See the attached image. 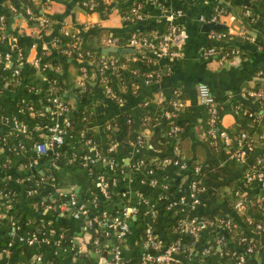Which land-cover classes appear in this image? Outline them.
Segmentation results:
<instances>
[{
  "label": "crops",
  "instance_id": "crops-1",
  "mask_svg": "<svg viewBox=\"0 0 264 264\" xmlns=\"http://www.w3.org/2000/svg\"><path fill=\"white\" fill-rule=\"evenodd\" d=\"M50 1L33 0L36 6L34 10L39 14H35L29 7L33 14L30 17L33 20L36 21L34 16L47 14L51 19L47 30L40 29L41 24L37 22V26L31 29V35L23 36L27 45L25 48L27 52L24 55L26 63H30L35 56L41 55L44 48H48L50 54L59 56L60 52L51 46V41L62 33L65 26L79 31L80 44L101 53V56H109L113 48L119 49L116 40L112 44L107 43L108 37L116 32L134 30L141 34L146 29L152 28V32L159 34L168 22L160 4L181 11L174 21L178 31L172 41L178 53L169 57L171 69L168 76L154 82L139 78L140 80L131 86V92H127L123 85L120 87L118 85L121 101L112 98L106 92L107 83L97 73L94 61L69 57L64 64H56L52 67L51 62L48 61L49 67L59 76L58 79L63 84L62 95L71 107L72 116L79 112L83 105L79 100L77 86L83 87L81 82L86 77L93 88L89 97L91 103L89 116L94 117L88 119L80 130L87 132L92 129L94 135H100L104 142L106 134L103 131L106 127L103 126V121L107 122L110 117H120L126 110L134 119V126L126 139L114 140L115 157L118 162L115 168H106L98 162H92L90 157L93 155V149L85 144L78 131L72 138L66 139L61 146L59 156L52 157L51 162L44 155L45 160L43 156L36 160L35 143L40 139V142L43 141L41 136L38 137L40 139L36 138L40 132L32 131L28 134L21 130H11L10 119L12 116H17L26 121L28 116L32 117V113L25 108V103L29 102L26 97L42 105L44 103L42 93L32 85L33 82L30 83L28 96H21L19 89L10 90L8 87L11 79L5 78L0 82V264H22L30 261L36 254L41 255L42 262L50 264H88L95 263L99 255L108 256L111 246L116 245L118 240L114 236L104 237L99 233L101 252L96 251L92 239L97 235L94 229L98 224L92 223L90 226L87 222V217L97 212L95 205L100 197L106 206L100 213L106 211L109 215L123 214L130 226L127 237L121 243V254L123 259L131 264L142 255L144 228L150 224L151 211L156 210L160 200L164 198L165 201L167 200V207L171 205L170 209L175 210L178 221L193 216L200 219L207 218L204 214H211L214 207L224 204V200L220 204L213 200V187L211 191L197 193L199 202L195 204L189 199L178 201L179 195H184L186 198L189 196L193 187L192 180L195 177L190 175L186 166L183 168L174 161L173 148L168 154V159L157 171L158 180L155 184L146 182L148 175L144 169L134 165L147 148L139 149L134 142V137L144 128L137 112L144 111L145 102L159 104L168 100L172 94H177L181 100L180 107L188 109L187 114L184 115L189 123L185 133L191 141L192 155L197 158V146L202 143L203 136L206 135L200 125L202 104L197 94L198 84L204 82L209 86L220 109L221 129L228 132L229 127L242 123L237 103L248 101V94L251 95L250 91H255L253 87L259 78L257 70L264 66V41H260L258 36V31L261 29L260 21L257 19L247 23L240 17L242 4L245 5L248 0H144L141 2L144 16L131 22H126L123 18L122 5L133 0H52L51 6ZM87 2L88 4H85ZM90 2L93 4L91 5ZM223 2L229 10L226 9L220 14L216 21L200 20L202 15L207 17L213 14L215 6ZM10 3L11 0H2L0 7L4 8ZM209 22L220 23L221 27L228 30L227 41L237 47V53L223 61L205 54L208 46L217 43L211 35L214 29L207 26ZM12 24V26L22 25V20H15ZM12 36L8 35L3 41V36L0 34V77H5L7 73L13 72L15 67L21 66L17 54L10 49L14 42ZM119 53L126 54L127 51H119ZM163 61L165 59H158L150 68L157 67ZM34 71V75L38 76L36 80L40 79L48 83L45 74L37 69ZM87 72L90 74L87 75ZM111 75V81L116 86L117 80L112 73ZM254 100L252 99L251 103ZM260 113L261 118L264 119V107ZM46 117L52 122L48 115ZM120 125L121 122L118 123L117 129H120ZM149 133L150 130L145 135ZM252 138L255 143H261L255 135ZM204 150H202V160L206 154ZM261 152H264V146L258 145L254 154ZM207 156H210L208 152ZM185 161L188 162L187 159ZM220 162L224 163L222 160ZM246 162L247 159L242 164L245 165ZM92 167L97 171L92 173ZM100 167L104 170H100ZM99 172L105 174L109 181V197L105 198L100 194L96 183V174ZM237 174L239 171H232L228 178H234ZM170 181H176L179 185L174 195L169 193L168 187L164 189V185H168ZM31 187L37 188L36 193L28 192ZM253 189L258 191L261 199L264 200V186ZM123 192L125 195H122ZM229 192L230 188L225 186L217 191V194L221 197ZM72 195L78 202L84 203L89 212L75 217V206L70 203ZM92 196L97 197L96 203L90 200ZM173 201L177 203L173 205ZM13 208L16 211H12ZM228 212L243 213L230 208ZM257 215L263 223L262 229L251 227L248 230L250 235L258 240L255 257L259 264H264V212ZM217 219L215 215L206 219L208 222L206 227L201 229L197 242L193 244L190 240L186 241V236H166L162 224L156 227L159 236L156 235L160 237L163 245L178 238L185 251L183 253L185 264H221L218 260H209L200 247L210 241L209 235L217 234L222 230ZM13 230L14 234L11 235ZM29 237H33L32 243L26 241ZM7 240H12V244L8 245ZM112 240H115V243Z\"/></svg>",
  "mask_w": 264,
  "mask_h": 264
},
{
  "label": "trees",
  "instance_id": "trees-1",
  "mask_svg": "<svg viewBox=\"0 0 264 264\" xmlns=\"http://www.w3.org/2000/svg\"><path fill=\"white\" fill-rule=\"evenodd\" d=\"M2 0H0L1 2ZM114 1V0H113ZM119 1V0H117ZM123 1V0H122ZM144 0H133V1H127L122 5V9L124 10V14H131V8L137 3L143 2ZM104 2V1H103ZM112 2V1H111ZM11 3L15 5L17 8V11L12 12L8 6H5L4 8L0 7V15H4V22L2 25V22L0 21V34H2L4 37L2 38L3 41L7 39L8 35H14L17 38V44L21 49V52L24 55H26V40L23 36L25 35H31V29L35 28L37 26V21L33 20L29 14H27L24 10L26 6H29L35 14L34 9H36V6L33 2V0H11ZM50 6L52 4V0L49 2ZM242 4V8L239 11L240 17L243 19L244 22L251 23V19L249 16L244 14V11L246 8H249L251 10V15L258 19L260 21V28L262 27V23L264 21V0H248L247 3ZM216 10H222L223 13L226 9L229 10V7L224 6L223 3H218L215 6ZM21 10V11H20ZM19 12V13H18ZM221 13V14H222ZM220 16V15H219ZM46 17H48L49 21L51 19L50 15L47 14ZM21 19L22 25L19 26H12L13 22L15 20ZM132 20H136L134 18L125 20L126 22H131ZM47 25H41L40 29L47 30ZM168 24V23H167ZM167 24L164 25V28H162L161 32L159 34L152 32V28L146 29L144 32L139 34L138 32H135L134 30H129L126 32H116L113 36L116 40V44L119 49L126 48L127 41L129 37L132 35V33H136L137 35H146L148 36L152 41L157 42L160 38L162 33L166 30ZM154 29V28H153ZM259 29V28H258ZM213 32H226V35L222 38H217V43L213 46L216 49L215 57H218L222 54H226L227 57H230L231 55L238 52L237 47L234 44H231L227 40L229 39V33L228 30L224 27H218L217 29H214ZM59 40L61 44L66 45L68 42L72 41V38L70 36H65L62 33H59ZM78 35L81 37V33L78 31ZM258 36L261 39L260 41H264V33L259 29ZM2 41V42H3ZM173 41V40H172ZM170 44V47L172 49H176V45ZM227 41V42H226ZM78 49L85 51H90L93 55L92 57H89L94 61V64L98 62V60L101 58V53H97L95 50L88 49L86 47H83L80 43L78 46ZM59 51V50H57ZM60 52V51H59ZM30 53V52H29ZM76 49H72V51L69 54H63L59 53V56H54L53 54H50L48 50L44 51L43 54V60H41V65L45 62H51V67L56 64H64L69 57L72 59L76 56ZM111 56L115 58V63L117 64V67L115 69H111L106 71L107 75V84L112 86V88L120 95V89L118 88V85H123L125 89H127V92H131V86L134 85L139 78L144 79V75L147 73V71L150 69V66L153 65V61H150V59L154 60L155 54L152 51L148 50H138L133 49L132 51H127L126 54H120L118 50H113L110 52ZM135 55L137 58L132 59L131 56ZM87 56V55H85ZM160 65H167L171 67V64L169 62V57L165 58V61L160 62ZM51 67H44L42 68L41 72L45 74V76L49 79V81H52V90L55 92H58L60 96L63 97V84L59 81L58 75L53 72ZM19 68V75H15L12 72H9L5 75V77H0V82L3 81V79H11V84L9 85L10 90H16L19 89L21 92V96H28L30 94L29 86L35 85V87L41 91L42 93V99L45 100V98L48 95V83L45 81L36 80L37 75H34V69L31 66L30 63H23ZM171 69V68H170ZM97 73L100 75V69L96 67ZM89 75L90 72H87ZM111 73L115 76V79L117 80L116 86L113 85L111 81ZM170 74H164L162 76H168ZM101 76V75H100ZM257 76L259 78L255 81L253 89L257 92H259V97L254 95L248 94V101H244L243 103H237L239 104V111H240V119L242 121L241 124H235L234 127L228 128V134L231 138V143L229 145H226L222 139L220 138L219 134L214 133H208V129L210 127V117L211 114L208 111L207 107L202 105V111H201V121L200 125L201 128L204 129L206 132V135L203 136L202 143L198 144L197 146V158L193 157V152L191 149V141L189 136L187 135L186 129L188 127V119L184 117L185 114H187L188 109L184 107H174L172 104V101L176 99L178 96L177 94H172L171 97H169L168 100L163 101L159 104H155L152 102H148L147 105H144V111L137 112V116L139 117V121H142V127H149L150 133L146 136H143V143L142 146L147 147L145 152H143L139 159H143V169L147 168H153V163L156 161H161L164 158L168 157V154L171 152L172 148L174 146H177L179 148V155H175L173 158H179L181 159L191 176L195 178L201 179L203 184L205 185V190L214 192V201L216 203H219L224 200V204L217 205L214 207L211 214L206 213L204 214L207 216H217L219 217H225L229 218L231 222V228L229 229V232L226 233V238L223 243H221L220 247L218 248L215 243V238L213 235H209L210 241L203 243L200 247L206 246V245H212L211 251L206 255V257L209 260H218L221 264H237L235 263L236 258L235 255L232 253L233 251H236L238 253L243 252L244 249L248 245H252L254 248V251L252 252H244V261L240 264H259L256 257L255 252L258 248V240L256 237H252L249 233L248 228H255V224L258 222H261V220L258 218L257 214H260L261 212H264V200L261 199V195H259V192L256 191L253 188L260 187V183L257 181H254L250 183L249 185H246L244 183V169L252 165L256 162V157L263 156L264 152H261L259 154H254L256 151V148L258 145L264 146V119L261 118L260 111L263 110L264 107V66L259 67L257 70ZM31 83V84H30ZM83 87L77 86L79 90V100L83 103L80 107V111L75 113L73 116L71 115V111L68 112V118L70 119V125L69 128L72 130L73 133H76L79 131L82 126H84L85 123H87L88 119H91L94 117L93 115L89 116L91 103L89 102V97L92 94V86L89 85V80L85 77L83 81ZM8 86V85H7ZM29 101L28 104L34 105L36 108H41L44 110L43 104L38 105V103H35L30 100V97H26ZM252 99L254 100L253 103ZM17 101V99H15ZM217 104V103H216ZM218 107V105H217ZM71 108V107H70ZM217 116H216V127L220 129V109L217 108ZM165 110H170V116L165 115ZM44 119L46 121L45 116H28L27 122L32 124L34 121H38L40 119ZM107 122L111 123V128L107 127ZM103 121V126L106 127L105 131H103L105 135V140L102 142V139L100 135H94V131L92 129L88 130L86 132V135L92 140H94L97 143V146L99 150H101L103 153L105 147H107L111 142H114L117 138L121 141H124L126 137L129 135L130 130L134 126V119H132L131 115L128 113V110L123 112V115L117 118L110 117L108 121ZM120 129L118 128V123L120 124ZM173 125H178L180 129L177 131L172 130ZM116 128H113V127ZM246 131L248 135L256 136L261 143H253L255 144L253 146V150L247 151L246 164H242L243 161L241 159H238L235 155H233V152L237 148V141L236 137L237 135L242 132ZM262 135L263 137H260ZM40 137V135H37L36 138ZM40 139V138H38ZM37 139V140H38ZM135 139V137H134ZM41 140V139H40ZM39 140V141H40ZM258 144V145H257ZM205 148V150H204ZM159 150V151H155ZM202 150L206 151L205 158L202 160L203 154ZM100 151V152H101ZM207 152L210 154V156H207ZM112 155V154H111ZM44 156H46L49 161L51 162L53 154L51 151H48ZM43 156V157H44ZM43 159V158H42ZM41 159V161H42ZM187 159V161L185 160ZM190 159V160H189ZM45 160V157L44 159ZM220 160L224 161V163H221ZM241 164L243 166H241ZM196 166H199V171L197 173L194 172V169ZM185 167V168H186ZM160 167H155L153 172L151 173V177H157ZM93 169L91 172L97 171L95 167H92ZM100 170H104L103 167L99 168ZM242 169V172L240 170ZM238 172L236 177L234 178H228L230 172ZM195 175V176H194ZM158 178V177H157ZM227 178V179H226ZM213 184V185H212ZM246 185V186H245ZM178 184L176 181H170L168 184V191L171 195H174L178 190ZM228 186L230 188V192L226 193V195H223L221 197L218 196L217 191L223 189V187ZM236 189L243 190L247 193L248 197L251 198L252 202L247 203L244 207L242 214H234L229 213V208L233 211H236L234 208V202L236 200L235 191ZM98 200V199H97ZM87 212H89L88 207ZM95 208H97V212L94 214H90L91 216H96L97 214H100L101 210L105 209L106 206L104 204V200L99 198V201H97ZM12 211H16V209H12ZM251 214V215H250ZM252 214H255L253 216ZM246 216H251L252 221L248 222V220L245 218ZM206 217H203V219H207ZM150 224L152 226V229L155 234H157L158 231H156V227L162 224L164 234L166 236H186V241L190 240V235L187 232H181L177 230V222L178 217L175 210L170 209L167 207V200L165 201V198L159 201V204L155 210L154 216H150ZM98 224V223H97ZM145 231V228H144ZM201 231V230H200ZM200 233V232H199ZM144 234V232H143ZM158 235V234H157ZM159 236V235H158ZM157 236V237H158ZM241 237H244V240H241ZM160 238V237H159ZM162 238V237H161ZM163 239V238H162ZM6 242V241H5ZM8 242V240H7ZM6 242V243H7ZM168 244V243H167ZM166 244V245H167ZM200 244V243H199ZM199 247V248H200ZM183 253H185L184 248L182 247V244L179 248V253L177 256L183 261ZM200 253V252H199ZM141 258H137L134 261L131 262V264H140ZM91 264V263H88ZM175 264V263H173ZM185 264V263H184Z\"/></svg>",
  "mask_w": 264,
  "mask_h": 264
},
{
  "label": "built area",
  "instance_id": "built-area-1",
  "mask_svg": "<svg viewBox=\"0 0 264 264\" xmlns=\"http://www.w3.org/2000/svg\"><path fill=\"white\" fill-rule=\"evenodd\" d=\"M91 5L93 2H90ZM85 4H88L85 3ZM12 11H17V8L15 5L10 3L8 5ZM49 7V5H47ZM161 9L164 11L165 17L168 20V24L166 27V30L162 33L161 38L154 42L152 41L148 36L146 35H137L136 33H132V35L129 37L126 45L128 47L133 48H142L143 50L152 51L155 54L154 60L150 59V61H157L158 59H165L167 57H173L174 55H177L178 51L175 49H172L170 47L171 41L173 40L175 34L178 31V26L174 22L175 18L181 14L180 10H172L170 9L166 4H160ZM25 12L32 16L31 10L29 6H26L24 8ZM222 11V10H221ZM220 10H216L213 14L205 17L202 15L200 17V20L202 21H216L219 17V15L222 13ZM244 14L249 16L251 21H256L257 19L254 18L251 15V10L249 8H246L244 11ZM125 20L134 18V19H141L144 16V12L142 10V4L136 3L131 8V14H124L122 15ZM4 15H0V21L4 22ZM37 22H39L41 25H47L49 22L48 17L46 16H34ZM261 31L264 33V21L262 23ZM62 34L65 36H70L72 38V41L68 42L66 45L61 44L58 37H54L51 41V46H53L56 50H59L63 54H69L72 49H76V59L79 60H91L89 57H92V53L90 51H83L78 49L79 43H80V36L78 35V31H73L69 28L64 27L62 30ZM212 37L214 39L222 38L226 35V32H212ZM1 36H3L1 34ZM4 37V36H3ZM14 39V42L11 44L10 49L17 54V57L19 58L18 63L21 65L25 62L24 56L21 54V49L17 44V38L16 36H12ZM115 38L114 37H108L107 43L112 44L114 43ZM48 50V48H44L42 54L44 51ZM205 54L210 57H215L216 49L213 46H208L205 50ZM87 55V56H85ZM8 56V55H7ZM132 59H136L137 57L135 55L131 56ZM228 57L226 54H222L218 57L219 61H223L227 59ZM41 60H43L42 55L35 56L32 61L30 62L31 66L34 69H37L39 71L42 70L44 67L49 66V62L43 63L41 65ZM94 63V62H93ZM95 68L100 69V75L103 81L107 82L108 78L105 74L106 71L115 69L117 67V64L115 63V58L111 55H105L101 56V58L98 60L97 63L94 64ZM19 66L15 67L13 69V74L19 75ZM170 67L165 65H157L155 68H150L147 73L144 75V80L147 82H154L157 80H160L164 74L169 73ZM52 81H49L48 79V95L44 100L43 107L44 110L41 108H36L32 104L25 103V108L30 113H32V116L40 115L45 116L48 115L49 118L52 120V122L47 120L44 121V119H40L38 121H34L32 124L25 120L19 119L17 116H12L10 120L11 122V130H17V131H23L25 133H32V131H39L40 136L42 137V142L37 141L35 143L36 149H37V155L36 160L40 159L41 156L45 155L48 151H51L53 154V157H58L61 151V146L65 143L66 139L72 138L75 134L72 132V130L69 128L70 125V119L68 118V112L70 111V105L66 101V99L58 94V92H55L52 90ZM83 82H81L82 84ZM105 90L107 93L110 94L112 98H115L119 101H121V96L109 85L107 84L105 86ZM1 91V88H0ZM199 101L202 105L206 106L208 111L211 114L210 117V127L208 129V133H214L219 134L222 141L229 145L231 143V138L229 137V134L227 131L223 129H219L216 127V116L218 107L216 104V101L210 91L209 86L204 83L200 82L198 84V90H197ZM251 95L257 96L259 95V92L257 91H250ZM147 102H145L144 105H146ZM172 104L174 107H178L181 105V100L177 97L172 101ZM46 105V106H45ZM165 115L170 116V110H165ZM107 127L111 128V123L107 122ZM113 128H116L115 126ZM180 129L178 125H173L172 130L177 131ZM149 127H144L143 131L138 133L135 136L134 142L136 143L137 148L142 149V143H143V136H146L145 133L149 131ZM80 137L83 138V141L85 144L89 145L92 150V162H98L104 167L108 168H115L118 164L117 159L115 157V149H116V143L111 142L107 147H105L103 153L101 150H99L97 143L92 140V138L88 137L86 135V132L84 130H79ZM1 136V135H0ZM253 137V136H252ZM246 131L240 132L237 137V148L233 152V155H235L238 159H241V161H246V155L247 151L253 150V146L255 145L253 143V138ZM260 137H263L260 135ZM255 142V141H254ZM101 151V152H100ZM173 151L175 155H179V148L177 146L173 147ZM112 154V155H111ZM89 157V156H88ZM168 158H164L161 161H156L153 163V168H147L145 169V173L148 175V178L146 182L148 181L151 184H155V182L158 180L157 177H151V173L153 172L155 167H160L164 161H166ZM174 161L180 164L181 167L185 168V163L177 158H174ZM143 159H138L134 165L136 167L144 168L143 167ZM199 171V166H196L194 169V172L197 173ZM244 183L246 185H249L250 183L257 181L260 183V186H264V155L256 157V162L252 165L247 166L244 169ZM193 187L190 191L189 196L186 198L184 195L178 196V201L183 202L187 199L191 200L192 204H195L199 202V198L197 197V193L204 192L205 191V185L199 178H194L193 180ZM96 183L99 186L100 194H102L105 198L109 197V181L106 178L105 174L102 172H99L96 174ZM245 185V186H246ZM168 185H164V189H167ZM37 188L31 187L29 188L28 192L30 194L36 193ZM122 195H125L123 192ZM236 200L234 202V208L236 211H243L244 207L247 203H251V198L248 197L247 193L243 190L236 189L235 191ZM96 196H92L90 198L91 201L96 203ZM70 203L72 206H75L74 210V216L78 217L80 214L87 213L86 205L82 202H78L77 198L73 195L71 196ZM177 201H173L172 204H176ZM171 205H168V208H170ZM155 211H151V216H154ZM248 222L252 221L251 216L245 217ZM15 223L14 221H12ZM87 222L91 226L92 223H98V227L94 229L96 232V236L93 237L92 243L95 247V250L98 252H101V240L99 239V233H101L104 237L106 236H114L115 239H117V244L114 246H111L109 255L106 257H102V255L98 256V259L95 263L91 264H130L122 257V250H121V243L125 240V238L128 235L129 232V224L127 220L125 219L123 214H116L109 215L106 211H103L99 215L96 216H90L87 217ZM218 224L222 227V230L218 232L215 236V243L217 247L219 248L221 243L224 242L226 238V233L229 232V229L231 228V222L229 218L225 217H219L217 219ZM177 230L181 232H187L190 235V243H196L199 237V232L203 227H206L207 220L206 219H200L197 217H191L187 220H180L177 222ZM16 225L14 226V228ZM100 227V228H99ZM263 223L258 222L255 224V229H262ZM14 234V230L11 232V235ZM21 240H23L22 237H20ZM244 237H241V240H244ZM28 243L33 242V237H29L26 239ZM119 242V243H118ZM12 244V240L8 241V245ZM181 246V243L179 239H175L171 243H168L167 245H163L162 240L157 237V235L154 233L151 224L146 225L145 231H144V240H143V251L141 255V261L140 264H184L183 261L177 256L179 253V248ZM212 249V245H206L201 248V251L204 255H207ZM254 251V248L252 245H248L243 252H236L233 251L232 253L235 255L236 261L235 263L240 264L244 261V252H252ZM22 264H50V263H44L42 262V257L40 254H36L32 257V259L28 262L22 263Z\"/></svg>",
  "mask_w": 264,
  "mask_h": 264
},
{
  "label": "water",
  "instance_id": "water-1",
  "mask_svg": "<svg viewBox=\"0 0 264 264\" xmlns=\"http://www.w3.org/2000/svg\"><path fill=\"white\" fill-rule=\"evenodd\" d=\"M207 26L210 27V28H212V29H217L218 27H221L222 24H220V23H216V22H209V23L207 24ZM112 50H119V51H132L133 48H131V47H127V48H123V49H115V48H113ZM100 238H101V237H100ZM112 242L115 243V240H112Z\"/></svg>",
  "mask_w": 264,
  "mask_h": 264
},
{
  "label": "rangeland",
  "instance_id": "rangeland-1",
  "mask_svg": "<svg viewBox=\"0 0 264 264\" xmlns=\"http://www.w3.org/2000/svg\"><path fill=\"white\" fill-rule=\"evenodd\" d=\"M37 17H40V15L39 16H37ZM66 27V26H65ZM70 29V28H69ZM72 30V29H71ZM73 31H77L76 29H73ZM22 54V53H21ZM23 55V54H22Z\"/></svg>",
  "mask_w": 264,
  "mask_h": 264
}]
</instances>
